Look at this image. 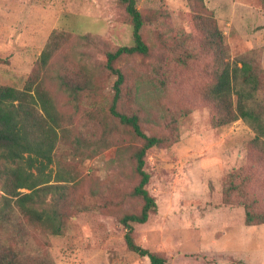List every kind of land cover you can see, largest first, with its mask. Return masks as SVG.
Returning a JSON list of instances; mask_svg holds the SVG:
<instances>
[{"label": "rangeland", "instance_id": "1", "mask_svg": "<svg viewBox=\"0 0 264 264\" xmlns=\"http://www.w3.org/2000/svg\"><path fill=\"white\" fill-rule=\"evenodd\" d=\"M134 1L147 54L113 61L115 109L162 142L143 157L155 210L131 224L133 243L165 264H264V224L244 227L242 207L264 213V137L253 143L240 119L219 125L224 109L205 96L223 63L245 57L264 132V19L250 10L264 0ZM131 45L117 0H0V86L43 92L58 124L48 189L33 204L51 222L3 208L0 184V247L23 264H148L119 223L142 205L131 195L141 140L108 112L116 77L105 53Z\"/></svg>", "mask_w": 264, "mask_h": 264}, {"label": "trees", "instance_id": "2", "mask_svg": "<svg viewBox=\"0 0 264 264\" xmlns=\"http://www.w3.org/2000/svg\"><path fill=\"white\" fill-rule=\"evenodd\" d=\"M117 1L122 6L131 27L132 45L118 47L114 51L105 53V68L116 77L112 85L113 96L108 112L120 125L130 128L132 133L141 140V146L134 153V171L138 176V181L131 195L140 198L142 202L137 214L123 215L119 223L125 229L123 241L128 251L140 257H146L148 264H165L163 258L135 245L131 237V224L145 223L148 215L155 210L154 200L144 188L149 176L143 170V157L148 149L158 146L162 140L155 136L144 135L138 127L136 115L120 114L115 109L123 83V75L118 69L112 67L113 61L122 56L147 54V47L140 35L143 20L135 7V1ZM40 63H45L44 53L40 55ZM255 73L257 72L252 69L245 57H240L231 64L223 63L216 81L205 93L206 98L214 102L218 111L219 106L224 109L217 117V123L224 125L240 119L253 132V143L264 137L260 114L254 110L253 106L258 90V79ZM28 91V89L18 91L0 86V184L6 195L3 208H9V203H12V207L17 209L30 223L44 225L51 220L37 212L33 204L36 202L35 199L39 198L40 193L48 189L46 184L49 179L43 171L51 164V152L56 138L55 129L58 128V124L55 122V113L47 96L43 92H36V97H33ZM231 96L234 98L233 104L230 100ZM36 103L39 109L34 108ZM225 116L226 120L223 119ZM19 190L27 192L22 193ZM242 207L244 226L264 224V213L251 214L248 212V207L245 205ZM254 209L257 210L258 207ZM50 228L51 234L59 233L58 225L55 223L51 224ZM0 264L23 263L0 247Z\"/></svg>", "mask_w": 264, "mask_h": 264}, {"label": "crops", "instance_id": "3", "mask_svg": "<svg viewBox=\"0 0 264 264\" xmlns=\"http://www.w3.org/2000/svg\"><path fill=\"white\" fill-rule=\"evenodd\" d=\"M236 3H241L240 1H237ZM250 10L252 11V12H254V14L255 15H260V16H263V17H261V18H263L264 19V9L263 10H261V9H257V8H250ZM252 17H254V15H252ZM255 18V17H254ZM244 227H251V226H244Z\"/></svg>", "mask_w": 264, "mask_h": 264}]
</instances>
